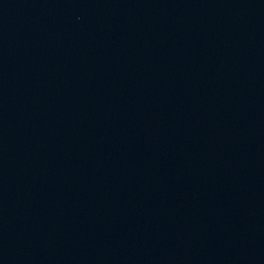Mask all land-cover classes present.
Returning <instances> with one entry per match:
<instances>
[{"label":"water","instance_id":"water-1","mask_svg":"<svg viewBox=\"0 0 264 264\" xmlns=\"http://www.w3.org/2000/svg\"><path fill=\"white\" fill-rule=\"evenodd\" d=\"M0 264H264V0H0Z\"/></svg>","mask_w":264,"mask_h":264}]
</instances>
